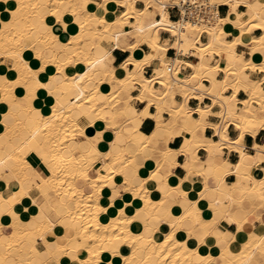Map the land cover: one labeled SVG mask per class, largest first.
I'll return each mask as SVG.
<instances>
[{"label": "snow or ice", "instance_id": "6c2138e0", "mask_svg": "<svg viewBox=\"0 0 264 264\" xmlns=\"http://www.w3.org/2000/svg\"><path fill=\"white\" fill-rule=\"evenodd\" d=\"M4 2L0 0V72L5 71V64L8 71L0 75V218L4 220L0 222V264H188L181 257L199 256L200 245L206 243L208 236H215L216 244L223 250L220 257H201L197 264H264V235L253 233L238 251L229 250L225 245L235 240V235L222 234L218 229L220 220L232 223L234 212L247 210L246 199L242 196L237 200L230 190H248L258 184L260 213L256 219L264 231V179L255 180L248 171L257 157L241 151L245 132L251 130L255 134L256 128H264V79H259L264 77V60L257 65L247 55H235L236 46L244 42L241 37L247 39L245 33L253 37L251 52L264 53V35L259 34L264 32V0H224L231 4L229 16L236 15L240 36L227 45L229 66L223 69V83L216 81L215 72L220 71L217 66L212 70L213 87L200 84L201 100L209 92H232L226 99L221 97V111L216 113L211 107L189 108L188 93L183 102H168L171 83L160 79V90L150 87L158 76H163L161 72L151 80L141 78L137 82L131 71L132 57L118 65L119 69L128 70V75L118 71V61L110 52L112 39L119 48L123 36L135 50L140 44L139 33L144 31L136 25H132L131 32L123 31L131 15L135 14L138 20L142 16L135 0H116L117 15L111 23L109 0H13L8 3V11L3 10ZM239 6H246L248 12L240 11ZM92 8L95 12L89 11ZM124 8L129 11H122ZM75 26L79 32L69 38L68 33L75 32ZM148 27L155 25L149 23ZM129 37H135L136 43H131ZM106 40L108 48L103 47ZM214 42L223 46L224 34L214 37ZM152 44L159 48L155 41ZM65 54L70 58H64ZM200 58L205 59L203 53ZM152 59L148 55L142 62L135 61L136 71ZM234 59L239 63L234 64ZM81 61L83 67L69 76L66 68ZM50 64L56 65L55 74L51 78L41 75L52 71ZM11 76L16 78L11 80ZM133 89L140 95L133 96ZM242 89L252 93L243 101V112L233 106ZM44 90L50 108L40 105L38 92L43 95ZM250 100L259 105L261 119L259 124L243 127L239 132L235 146L240 162L232 165L223 160L220 145L208 139L200 141L201 132L208 127L206 117L210 114L221 118L220 123L211 126L217 130L232 122L238 130L242 129L241 121L250 124L256 118V112L249 107ZM136 101L145 102L143 112L131 107ZM217 103L213 99L212 104ZM153 106L156 129L151 135H144L139 124L144 117L153 115ZM196 113L199 120L195 119ZM101 119L105 123L96 125L101 130L94 136L86 135L85 130L90 131V125ZM109 133H114V138ZM178 136L184 142L173 150L169 143ZM228 141L229 137L223 134L221 144ZM253 147L264 162V148L258 144ZM205 148L206 158L197 155ZM181 157L186 158L182 167L187 174L182 173L178 183L173 181V187L168 177L180 170ZM148 158L155 160V168L141 173L140 166ZM233 168L236 182L228 184L226 181L233 179ZM199 177H203V191L196 200L189 199V193L184 191L186 182ZM153 185L156 193L149 192ZM127 193L131 195L126 196ZM157 193L160 199H152ZM217 193L222 199H216ZM121 198L123 206L119 212L108 223H102L107 218L103 214H112L110 208L121 203ZM205 198L211 201L208 207L212 212L198 207ZM21 201L27 206L21 208ZM141 202L143 206L139 207ZM221 204L223 210H218ZM252 206H256L255 198ZM133 208L135 212L129 215ZM209 215L210 220L204 219ZM140 221L143 231L137 223ZM160 223L168 224L171 230L163 243L157 244L152 234ZM130 226H135V232ZM181 228L188 233L183 242L176 239ZM125 244L130 249H122ZM190 244L196 247L189 249ZM251 248H259L258 260L254 259V252L249 253ZM129 251L121 261V255ZM153 256L156 259L152 260Z\"/></svg>", "mask_w": 264, "mask_h": 264}, {"label": "crops", "instance_id": "0c3cea01", "mask_svg": "<svg viewBox=\"0 0 264 264\" xmlns=\"http://www.w3.org/2000/svg\"><path fill=\"white\" fill-rule=\"evenodd\" d=\"M216 1V0H215ZM253 3L256 2V0H252ZM217 3V2H216ZM136 6L138 9H144L145 5H146V0L144 2V0H137L136 1ZM115 7L117 8L116 2H114ZM150 7H147V13L144 16V22H150L154 19H160V14H159V6L156 5V3L150 4ZM156 7V10L154 11L156 14L154 16L153 19L149 20L147 19V15H149L150 13H152V7ZM149 8V9H148ZM167 9V8H166ZM229 9H230V5L229 4H225V2H221L218 3V14L219 17L218 18H224L229 14ZM123 10V9H122ZM239 10L247 13L248 9L246 6H239ZM168 18L171 21H178V12L174 9H168ZM130 21H135V18H130ZM225 29V33H226V39L227 40H232L234 39V37L237 35V31L229 24H227V26L224 28ZM61 31H63V29H61ZM198 30H196L193 33V36H196ZM59 35V33H57ZM261 35H264V32L259 33ZM69 37H70V32L68 33ZM228 36H231V39H228ZM247 39L245 44H240L236 46L235 52L239 55H247V58L251 57V48L249 47L250 41H251V35L247 34ZM159 37H160V42L161 43H165V42H169V43H173L175 40V36L168 30L165 29H160L159 32ZM250 37V38H248ZM134 39H130V41H134L136 38L135 37H131ZM198 38H200V41L197 42V44L200 43H206L208 42V32L205 30L204 32H200L198 35ZM258 38V36H257ZM121 45H127L128 42L126 41V39L123 37L121 38ZM129 40V38H128ZM105 46L109 47V43L105 42L104 43ZM139 47L143 50V52L146 55H149L151 53V49L147 46V44L145 43H140ZM131 52L126 50V49H122V47H114L112 48L111 51V55L113 57L116 58V60L118 61L117 64V69L118 71L124 72V69H119V64H123L125 62V60L130 56ZM264 54V53H263ZM164 59L166 62H168L169 64L171 63V65H173L175 62V60L177 59L179 61L178 64V69H176V73H170V78L167 79V84L171 83L172 84V92L168 97V102H171L173 99H177L180 102H183L185 99V93H188V107L189 108H209L211 107L212 109V113H216V112H220L221 108L219 105V101L221 98L216 97L215 95H213L212 92H209L207 95L204 96V98L201 100L200 96L202 93V89L200 88V84L205 85V88H211V83L209 81V79L207 78V76L203 75V73L201 74V77L193 79V77H197V72L195 70V68L189 66L188 62H193L195 64V66H197L198 63V59L196 56H194L191 53L188 54H183L182 52L178 51V49L176 47L173 46H169L168 49L165 52L164 55ZM221 61L224 64H229V54L228 53H224L221 52L220 54L215 53L211 56H207L205 58V63L209 66H213V65H217L219 64V61ZM114 63H116V61H113ZM174 62V63H173ZM173 63V64H172ZM221 63V62H220ZM239 63V61H238ZM49 67L52 69V71L50 72H54L55 71V66L53 65H49ZM160 67H161V60L159 58H154L150 64H147L145 66H143V68L138 72V75L140 78L142 77H152L153 75H156L158 72H160ZM72 68V69H71ZM81 65H79L77 67V69H81ZM133 68V65H131V69ZM159 69V70H158ZM69 70V71H68ZM73 71V66L69 65L68 68H66V71L68 73H71ZM173 71V69H172ZM47 72L46 73H42L41 75H46L47 77ZM48 72V74L50 73ZM250 72V69H249ZM205 73V72H204ZM216 77L217 79H222L224 77V72L222 70L217 71L216 73ZM121 78V77H120ZM259 79H264V77H259ZM178 81V82H177ZM197 81H199V83H197ZM180 82V83H179ZM183 84V85H182ZM154 87L157 90H160L163 86L159 83V82H155L154 83ZM167 90V89H165ZM140 92L136 89H133V96H139ZM1 95V94H0ZM224 95L226 97L231 96L232 92L228 91L226 94L224 93ZM45 94L43 95H39L38 92V98H39V102L40 105H44L46 107H50V104H48V102L44 99ZM1 97V96H0ZM248 98V93L247 92H243V89L241 90V93H237V101H233V106L235 108H239L240 111L242 112V107L243 104H241V101L244 99ZM213 99H216L218 101L217 104H212ZM225 108L224 110L226 111L228 108V105L225 104ZM254 105H256L254 103ZM132 106H134L135 108L138 109L139 112L143 111V108L145 106V102L144 101H136L132 103ZM151 112L153 114H155L156 112V108L155 106H153L151 109ZM4 111H7V105H4ZM259 115V112H258ZM0 119H2V115H0ZM195 119L199 120L200 116L198 113L195 114ZM206 122L208 127H205L202 129L201 132V136H200V141L204 140V139H208L210 141H212L215 145H220V151L223 154L222 158L223 160L228 161L230 164L235 165L237 163H239L240 161V153L233 147H229V146H225V142L220 144L222 138H221V132L225 129V127H222L221 129L217 130L213 127H211L213 124H217L221 122V118L217 117L213 114H210L209 116L206 117ZM105 122L100 123V125H103ZM97 124H94L92 126H90V131L86 130V135L89 136H94L96 131H100L101 129L99 127L96 126ZM99 125V124H98ZM139 129L140 132L144 133V135H150L152 131H154L156 129V121L154 119V117L149 116V117H144L139 124ZM226 130L228 133V137L234 141V139H236L239 136V131L238 129L232 124L229 123L226 126ZM110 135L113 136L114 138V133H109ZM189 139H191L192 137L189 136ZM199 141V142H200ZM110 142V141H108ZM184 142L183 137H175L170 143H169V147H171L173 150L178 149ZM243 143L241 144V148L243 151L247 152L250 156L252 157H257V159L255 160V162L252 165V170H253V176H255V178L257 179H264V162H262L258 157L260 156V152H258L253 145H261L262 148H264V128H260L256 134H251V133H245L244 135V139L242 141ZM234 144V143H231ZM223 145V146H222ZM207 151L208 149L205 148L201 151L197 152V155H201L203 154L206 158L207 155ZM180 159V165L181 168L179 171L175 172V175L173 177H176L178 179H180L181 174H187L185 172V170L183 169L182 165L184 163V159H186L185 157H181ZM145 172H151L153 170V168L155 167V161L154 160H148L145 161ZM199 171V170H198ZM257 173H259V175H257ZM230 175H232L233 179L226 181L228 184H234L236 182L235 180V170L232 171L230 173ZM172 176V175H170ZM186 187H184V190H188L187 192H189V198L192 200H196L197 198L200 197L201 191H203V186H204V181H203V177H199V178H194V179H190L189 181L186 182ZM188 187V188H187ZM234 190H230V194L235 195V198L237 200L240 199V194L238 191ZM153 192H157L156 190V186L153 185ZM200 193V194H199ZM199 195V196H198ZM209 196L212 195V193L208 194ZM252 198H255L256 200V206L253 208L252 206ZM29 199V203H30V198ZM216 199H222V196L220 193L216 194ZM245 199L247 201V210H240L237 212H234V214L232 215V223H229L228 219H222L219 221L218 224V229L219 232H229L232 233L233 235H235L236 239L232 240L230 242H228L225 246L229 245L233 250H238L241 247V244H243L245 241L248 240L249 236L253 233H263L264 231H261V226L259 224V221L256 219V217L259 215L260 213V208H259V196L257 193L255 192H247ZM211 203V201L207 198H205L202 202L201 205H198V207H202V211L204 212H212L213 209H210L208 207V204ZM27 205H24L23 201H21V208L26 207ZM223 204H221L220 206H218V210H223ZM131 213V212H130ZM212 217L206 216L204 217V219H211ZM237 221H239V223H237ZM255 223V227H253V224ZM237 228H239L240 230L237 231ZM133 230L135 231V226H133ZM141 230V227H140ZM158 230H161L164 234H166L167 232L170 231V227L168 226V224L166 223H160L158 225ZM177 237L182 240L184 238H188V233H187V229L186 228H182L177 232ZM195 239V238H193ZM221 239L222 236H221ZM206 240V244H208L209 246L221 250L220 246L216 244V237L215 236H208L205 237ZM208 240H211V243H207ZM192 248L196 247V244H190L189 245ZM218 255H215L214 258H218Z\"/></svg>", "mask_w": 264, "mask_h": 264}, {"label": "bare ground", "instance_id": "6f19581e", "mask_svg": "<svg viewBox=\"0 0 264 264\" xmlns=\"http://www.w3.org/2000/svg\"><path fill=\"white\" fill-rule=\"evenodd\" d=\"M137 0H135V3H136ZM212 1V0H211ZM13 2V0H5L4 2V11H8V3H11ZM82 2V0H81ZM110 4L112 5L111 6V9H110V13H111V16H112V20L109 21V23H111L113 20L116 19V15H117V8L115 7L114 5V2H116V0H109ZM129 3H131V0H128ZM213 2V1H212ZM217 3H221V2H224V0H216ZM215 2V3H216ZM232 3L235 2V0H231ZM153 3H156L158 6H159V14H160V19H154L150 22H147L145 23L144 22V16L145 14L147 13V9L145 10L144 9H138L136 8V10L140 13H142V16L140 17V19L138 20L135 16V14L131 15L128 19L130 18H135V21H130L129 22V26L128 28L127 27H124L123 31L124 32H131L133 31V28H132V25H136L137 28L139 27H143L144 28V31L142 33H139V37H140V43H145L147 44V46L152 50L151 53L149 54L153 59L154 58H159L161 60V67H160V72L163 73V76L162 77H159L157 78L156 82H159L160 83V79H163L165 81V84H167V79L170 78V73H176V69H178V64H179V61L176 59L171 65V63L169 64L168 62L165 61L164 59V55H165V52L166 50L168 49V47L171 45L173 47H176L178 49V51L182 52L183 54H188V53H191L193 54L194 56L197 57L198 59V63H197V66H195V64L193 62H188L189 66L195 68L197 74H202L207 76V78L209 79L210 83H211V88L213 87V82H212V70L216 69L217 66H219V69L223 71V69L227 68L229 66V64H224L221 59L219 61V64L217 65H213V66H209L205 63V59L203 61H201V58H200V54L203 53L204 57L206 58L207 56H211L215 53H218L220 54L221 52H224V53H228V49H227V45L228 44H231L237 36H240V29L236 27V24H235V20H236V15L235 13H233L231 16H229V14L224 17V18H216L213 22L207 24V25H196V24H193V23H189L187 21H184V20H179V21H171L169 18H168V9H166L165 7V2L164 0H147L146 1V5H150V4H153ZM226 4V3H225ZM230 7H231V4L229 3ZM162 6V7H161ZM150 7V6H149ZM152 7V6H151ZM149 9V8H148ZM89 11H92V12H95V8H92L90 9ZM122 11H129L128 8H124ZM67 15H69L71 17V13H68ZM227 18V19H225ZM74 19V17H73ZM151 23L153 25H155V28H149L148 27V24ZM227 24L231 25L236 31H237V35L234 37V39L232 40H227L226 39V31H225V27L227 26ZM76 28V31L75 32H70V37L72 35H76L78 32H79V27L78 26H75ZM202 28H204V30H206L208 32V42L206 43H200V44H197V42L200 41V38H198V35L200 32H202ZM160 29H165V30H168L170 31L174 36H175V40L173 43H169V42H165V43H161L160 42V37H159V32H160ZM197 31V35L196 36H193V33ZM111 34V33H110ZM222 34H224L225 36V44L222 46L220 44H216L214 42V37H219L221 36ZM247 35V33H245V36ZM69 37V38H70ZM121 38H123V36L120 37V40H119V43L121 45ZM250 38V37H248ZM257 38V37H256ZM134 39V38H133ZM241 39L244 40L243 44L247 45L246 43V40L244 39V37H241ZM251 41L253 39V37L250 38ZM258 39V38H257ZM152 41H155L158 45H159V48H155L152 44ZM250 41V43H251ZM66 42V41H65ZM107 43H109L107 40L105 41ZM117 43V41L115 39H112L111 41V48H110V52L112 51V48L115 47V44ZM131 43H136V39L134 41H132ZM213 44V47L212 48H209L208 45L209 44ZM248 43V44H250ZM140 45V44H139ZM257 48H259V45H255ZM103 47L105 48H108L107 46L103 45ZM120 47H122V49H126L128 51L131 52L130 56L129 57H132L134 63L132 64L133 65V68L131 69L132 73H133V76L135 77V79L137 80V82H140L141 81V78L139 77L138 75V72L136 71V64H135V61H143L145 56H148L146 55L143 50L138 46L135 50L131 49L128 44L127 45H121ZM27 51H31V50H27ZM53 55H55V53H53ZM235 55L238 57V54L235 52ZM34 56V54H33ZM128 57V58H129ZM255 57H258L255 58ZM64 58H70L67 54H65V57ZM127 58V59H128ZM25 59H28V57H25ZM126 59V60H127ZM152 59V60H153ZM248 60L252 61L253 63H256L257 65L260 63L261 60H264V54L263 53H260V52H257V53H252L251 52V57L250 58H247ZM125 60V61H126ZM151 62V61H150ZM150 62L148 64H150ZM221 62V63H220ZM203 63V68H201V64ZM233 63L234 64H238V60L237 59H234L233 60ZM53 66L56 67L55 64H51ZM81 65V67H83V62L81 61L80 63H77V64H73V71L71 73H68L69 76L71 75H74L75 74V71H78L80 69H77V67ZM147 64H144L142 65V68L143 66H145ZM69 67V66H68ZM4 68H5V71L4 72H0V75H6L7 71H8V65L5 64L4 65ZM141 68V69H142ZM72 69V68H71ZM173 69V71H172ZM159 70V69H158ZM14 71V70H13ZM69 71V70H68ZM178 72V71H177ZM205 72V73H204ZM125 76L128 75V70H125ZM217 72H215V76ZM55 74V71L54 72H50L48 74L47 72V77L48 78H51L53 75ZM18 75V73H17ZM154 76V75H153ZM152 76V77H153ZM224 76H225V73H224ZM152 77H142L143 79H146V80H151ZM16 78V76H11L9 77V79L11 80H14ZM123 77H121L122 79ZM216 81L218 82V84H222L223 81H224V77L222 79H217L216 77ZM42 82H47V80H44ZM178 82V81H177ZM180 83V82H179ZM183 85V84H182ZM205 86V85H204ZM151 88H155L154 87V84L150 85ZM258 91V88L256 89ZM2 92V90H1ZM248 93V98L249 99L251 96H252V93L251 92H247ZM14 95H23L22 92H14L13 93ZM44 94L45 96L47 95V90H44ZM140 94V93H139ZM221 94V93H220ZM1 96H3V92L1 94ZM216 97H218V94L215 95ZM224 98L226 99L227 97L224 95ZM245 100V99H244ZM241 101V104H243V101ZM53 103H54V98H53ZM226 106V105H225ZM51 107V105H50ZM49 107V108H50ZM131 107L135 108L134 106H132L131 104ZM249 107L254 111L256 112V118L254 119H251V123L249 124L248 121H241L242 123V129L238 130L239 132L241 130H243V127H249L251 128L252 125H256V124H259L260 122V116L258 115V112H259V105L256 104L254 105V103L250 100V104H249ZM143 112V111H142ZM227 112V110L225 111ZM242 112H243V107H242ZM155 114L152 115V117H154ZM111 119V117H109ZM239 118V113L236 114V119ZM102 122H105L104 120H98L96 122V124H99L102 123ZM229 124V123H228ZM227 124V125H228ZM232 124L235 126V122H232ZM92 126V125H90ZM236 127V126H235ZM260 128H256V131H255V134L257 133V131L259 130ZM87 130V129H86ZM85 130V131H86ZM245 133H251L253 134V132L251 130L245 132ZM221 134V138H222V135L223 134H226L228 136V133H227V130H226V127L225 129L220 133ZM149 135V134H148ZM151 135V134H150ZM254 135V134H253ZM191 136V135H189ZM239 139V136L234 139V141H232L230 138H229V141L228 142H225V146H229V147H233L236 149V146H235V141ZM222 141V140H221ZM199 142V141H197ZM110 143V142H109ZM231 143H234V144H231ZM243 142L241 141V144ZM221 144V142H220ZM223 146V145H222ZM103 150V149H102ZM221 150V149H220ZM241 151L242 148H241ZM245 152V151H244ZM246 155L250 156L247 152H245ZM151 156V153H149V157ZM148 160H152L150 158L148 159H145L143 160L141 166H140V169L139 171L141 173H144L145 171V161H148ZM155 161V160H154ZM240 162V161H239ZM155 168V167H154ZM153 168V169H154ZM253 168L251 167L248 171H249V174L253 176ZM233 171H234V168H233ZM242 172H243V169H242ZM253 178L255 180H259L257 178H255V176H253ZM173 181H176L177 183L179 182V179L176 178V177H173V176H169L168 177V183L172 184L173 187H175V184L172 183ZM245 184H247V181H245ZM187 186V185H186ZM188 188V187H187ZM185 191V190H184ZM188 190H186L187 192ZM235 191H238L239 194H240V198L243 196L245 198L247 192H255L258 194V196L260 195L259 193V185L258 184H255L254 187L252 189H248V190H241V189H236ZM149 192L150 193H156V192H153V187L151 189H149ZM189 193V192H188ZM202 193V191H201ZM200 194V193H199ZM108 195L110 196L111 195V192L109 190L108 192ZM126 196H130L131 194L130 193H127L125 194ZM199 196V195H198ZM152 199L154 200H159L160 199V194H155L152 196ZM190 199V198H189ZM123 206V198H121V203L119 204H114L112 205V208H110V212L112 214H103L105 215L107 218L102 220V223H108L109 220H112L114 215L116 213L119 212V208ZM139 207H142L143 204L141 202L140 205H138ZM174 207H178V206H174ZM112 209H114V211H112ZM38 210V209H37ZM135 208L132 209V212L129 213V215L133 214L135 212ZM34 214V213H33ZM173 215H179V213H173ZM206 220H209V219H206ZM0 222H4L3 218H0ZM8 223L11 222L10 218L9 220L7 221ZM139 223L140 227H141V231H143V222L140 221V222H137ZM130 229L134 232L133 230V226H130ZM182 229V228H181ZM171 230V229H170ZM180 229L177 230V232L179 231ZM168 233V232H167ZM164 234L161 230H158L156 232H153L152 234V239L153 240H156V243L157 244H160V243H163V238L167 235ZM222 234H226V233H229V232H220ZM62 234V233H61ZM138 234V233H137ZM256 236H262L264 235V232L263 233H254ZM156 237H159L160 239H156ZM222 238L223 235H222ZM176 239L177 240H180L178 237H177V233H176ZM186 238L180 240L181 242H183V240H185ZM248 241V240H247ZM245 241L243 244H241V247H243V245L247 242ZM257 244H259V241H256ZM150 247V246H149ZM227 249L229 250H233L229 245L225 246ZM121 248L122 249H130V245H121ZM188 248L189 249H192V247H190L188 245ZM200 249L202 250H199V256H187V255H183L181 257L182 260H187L188 261V264H197V261L199 260V258L201 257H208V256H212L214 258L215 255H218L220 257V254H221V250H218V249H215L211 246H209L208 244H202L200 245ZM213 249H215V251H213ZM238 251V250H237ZM255 253V256H254V259L258 260L260 258V251H259V248H251L249 249V253ZM130 254V251L129 252H125L121 255L120 259L121 261L123 260V255H129ZM87 256V253L85 252L84 253V258H86ZM109 257H111V253H109ZM152 260L156 259L154 256L151 258Z\"/></svg>", "mask_w": 264, "mask_h": 264}, {"label": "built area", "instance_id": "2783aa9c", "mask_svg": "<svg viewBox=\"0 0 264 264\" xmlns=\"http://www.w3.org/2000/svg\"><path fill=\"white\" fill-rule=\"evenodd\" d=\"M164 2L167 9L178 12V21L207 25L219 17L218 3L211 0H164ZM204 31L203 29L202 32Z\"/></svg>", "mask_w": 264, "mask_h": 264}, {"label": "rangeland", "instance_id": "374dc122", "mask_svg": "<svg viewBox=\"0 0 264 264\" xmlns=\"http://www.w3.org/2000/svg\"><path fill=\"white\" fill-rule=\"evenodd\" d=\"M147 1V0H146ZM166 1V0H165ZM174 1H177V0H174ZM213 2H216L215 0H212ZM66 2H69V0H66ZM73 2H74V0H73ZM144 2H145V0H144ZM157 5V4H156ZM156 10V7H152V13H150L149 15H147V19H149V20H151V19H153L154 18V16H155V11ZM130 20V19H129ZM130 24H128V25H126V26H124V27H127L128 28V26H129ZM124 27H123V29H124ZM204 28H202V30H203ZM130 39H133V38H131V37H129V40ZM251 71V70H250ZM199 77H201V74H199V75H197V77H195V78H199ZM111 90V86H109V91ZM0 94H2V92H1V90H0ZM1 96V95H0ZM224 97V93H221V94H218V97L219 98H221V97ZM2 97V96H1ZM135 232V231H134Z\"/></svg>", "mask_w": 264, "mask_h": 264}]
</instances>
